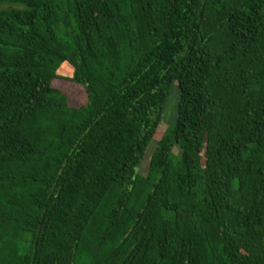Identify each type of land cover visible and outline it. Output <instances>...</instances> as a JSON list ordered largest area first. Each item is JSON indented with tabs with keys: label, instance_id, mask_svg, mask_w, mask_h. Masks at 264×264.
<instances>
[{
	"label": "trees",
	"instance_id": "16d2710c",
	"mask_svg": "<svg viewBox=\"0 0 264 264\" xmlns=\"http://www.w3.org/2000/svg\"><path fill=\"white\" fill-rule=\"evenodd\" d=\"M0 6V264H264V0Z\"/></svg>",
	"mask_w": 264,
	"mask_h": 264
},
{
	"label": "rangeland",
	"instance_id": "374dc122",
	"mask_svg": "<svg viewBox=\"0 0 264 264\" xmlns=\"http://www.w3.org/2000/svg\"><path fill=\"white\" fill-rule=\"evenodd\" d=\"M0 7H3V6H0ZM66 83L63 84L62 86L65 87ZM73 90L75 92V94L80 97V96H83L84 94L82 93V91L80 92L79 91V88L78 87H74L73 86ZM180 92H179V89L177 86H175L174 90H173V93L171 95V98L167 104V107L164 111V117H163V120H162V123H163V126L162 128L165 130L169 125H172L175 123L176 121V118H177V106H178V103H179V98H180ZM85 96V95H84ZM156 142V141H155ZM156 148V143H152L143 163H142V166L140 168V173L142 174H147L148 171H149V165H150V161H151V157H152V154L154 152Z\"/></svg>",
	"mask_w": 264,
	"mask_h": 264
}]
</instances>
